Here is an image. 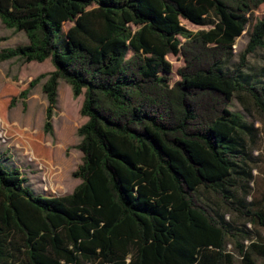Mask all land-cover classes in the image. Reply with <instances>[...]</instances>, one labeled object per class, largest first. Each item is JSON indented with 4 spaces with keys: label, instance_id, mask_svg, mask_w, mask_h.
<instances>
[{
    "label": "trees",
    "instance_id": "1",
    "mask_svg": "<svg viewBox=\"0 0 264 264\" xmlns=\"http://www.w3.org/2000/svg\"><path fill=\"white\" fill-rule=\"evenodd\" d=\"M262 6L264 0H0L3 25L29 41L2 49L0 62L51 59L55 67L43 86L44 134L53 133L60 80L75 97L84 94L88 119L78 130L83 163L72 194H33L13 155L0 153V264H236L238 257L264 264V241L204 196L213 193L264 227V211L236 196L253 178L249 144L258 128L232 111L236 94L246 93L264 115V82L245 74L249 55L264 49V17L254 18ZM183 21L211 29L192 32ZM246 31L247 48L228 69ZM169 55L185 62L174 83ZM16 101H0L7 138L41 163L43 139L9 127L6 113Z\"/></svg>",
    "mask_w": 264,
    "mask_h": 264
},
{
    "label": "rangeland",
    "instance_id": "2",
    "mask_svg": "<svg viewBox=\"0 0 264 264\" xmlns=\"http://www.w3.org/2000/svg\"><path fill=\"white\" fill-rule=\"evenodd\" d=\"M264 17V7L255 12L254 18ZM183 25L192 32L209 30L208 27L193 25L183 21ZM72 26L67 23L66 31ZM0 51L6 48H14L19 45H27L28 38L23 32H15L6 28L0 19ZM249 42L247 31L240 37L233 47V56L226 64L232 69L239 63V55L246 50ZM168 61L172 65V83L180 80L177 71L185 65L182 55H169ZM249 66L245 74L251 80L264 82V49L249 55ZM55 70L51 59L44 62H25L14 58L0 62V101L5 102L16 96L15 106L8 110L6 118L9 127L24 135L34 138H42L46 151V160L38 163L31 149L15 138H7L8 130L5 128L4 119L0 116V153L5 151L12 154L18 166L22 167L23 173L28 178L30 191L35 194H55L66 196L72 194L81 184V180L74 177L80 165L83 163V153L77 148L81 142L78 130L87 122V118L81 115V108L85 96L82 94L75 97L71 85L63 80L59 82L58 102L52 117L53 133L44 134L46 123L48 98L43 90L44 84L49 79V74ZM42 80L30 90L25 99L21 98L22 89L27 88L34 80L42 77ZM232 111L241 113L249 123L258 128L255 141L249 144L252 152L253 178L250 182L239 186L236 190L238 200L251 205L254 210L264 211V115L258 111L253 99L246 93L236 94L232 104ZM11 152V153H10ZM5 164V163H4ZM34 188V189H33ZM205 199H209L210 205L220 209L227 219L239 228L249 229L254 237L264 241V227L254 226L237 213L229 210L223 205L213 193L206 192ZM229 250H234V243L230 242ZM238 257V256H237ZM236 264H242L239 257Z\"/></svg>",
    "mask_w": 264,
    "mask_h": 264
}]
</instances>
